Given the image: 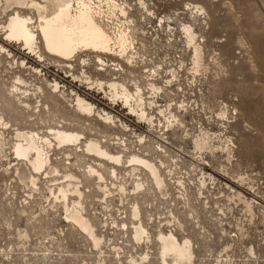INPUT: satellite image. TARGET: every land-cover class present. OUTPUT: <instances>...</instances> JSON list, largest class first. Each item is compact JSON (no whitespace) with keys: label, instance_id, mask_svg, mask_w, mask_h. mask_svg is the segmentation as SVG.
Listing matches in <instances>:
<instances>
[{"label":"rangeland","instance_id":"obj_1","mask_svg":"<svg viewBox=\"0 0 264 264\" xmlns=\"http://www.w3.org/2000/svg\"><path fill=\"white\" fill-rule=\"evenodd\" d=\"M118 1L124 2L127 18L132 20L133 36L137 27L140 34L137 36L136 46L139 49L138 59L143 64L132 71L125 68L128 67L129 60L116 55L117 53H102L107 66L99 70L101 66L96 64L99 63L96 53L90 51L78 53L66 62L46 53L44 60L38 63L35 62V56L24 54L20 45L14 42H8L11 46L5 45L13 51L15 59H27L28 65L40 68V74L17 67L15 63L11 66L9 62H14L15 59L8 58L6 53L0 54V264H133L132 260L137 262L134 257L138 258L140 264V253L141 264H160L159 243L156 238L161 233L156 234L159 223L162 224L160 228L163 231L172 230L179 240L191 237L193 256L195 255L192 257L193 264H264V0ZM196 5L203 6L204 13L197 10ZM10 12L2 11L0 5V39L4 35L1 25L5 24ZM117 13L120 21H125ZM147 13L151 15L150 21ZM114 22L117 23L116 18ZM185 25L191 26L196 34V43L200 46L202 62L197 71L194 69L193 46L183 29ZM0 42L5 43L2 40ZM86 53H89L88 56ZM117 62L122 64L123 71L113 69L116 65L112 64ZM159 66L162 75L158 77V81L161 85L171 72L176 74L177 81L172 84V90L178 93L176 100L184 99L192 104L185 112L174 109L176 113H173L170 105L165 106V109L169 108L176 116L177 125L182 127L180 117L191 121L189 131L184 125L186 136L177 126L165 131L163 118L156 108L150 113L155 116V124L160 120V127L147 126L137 117L128 116L127 109L115 105L108 90L107 93H99L94 85L83 84L84 72L92 80L127 81L129 84L131 81L128 77L131 76L145 87V71ZM71 74L78 77L76 83L71 82ZM15 75L23 76L27 84L20 87L30 93L38 85L45 89L47 93L43 100L44 108H34L27 113L23 108L15 106L5 91V87L11 86ZM54 79L66 87L62 88L65 92L69 90V85L71 88H80L86 93L85 99L95 105L97 110L102 109L115 115L116 126L104 123L95 115H81L71 106L68 98L63 99L59 92H53L49 87L48 84ZM168 82L171 85V81ZM4 83L5 87L2 85ZM151 83L159 87L153 80L149 84L150 88ZM141 86L136 85L135 91L139 90L143 94ZM178 87L180 91L177 90ZM173 97L161 95L159 105L163 106ZM182 104L179 106L183 108ZM35 105L34 103L32 106ZM223 108L228 111L227 119L218 116ZM38 109L40 110L37 111ZM165 112L164 110L163 113ZM164 117L167 120L166 114ZM7 121L11 124L6 127ZM124 121L128 124L127 128L121 125ZM61 124L65 129L82 133V142L89 139L100 141L104 149L111 154H119L123 162L116 165L107 159H98L85 151L84 143L78 146L53 145L50 156L57 172L48 174L50 169H47L41 174L33 173L37 179L33 185L28 178L29 168L13 153L15 132L32 130L45 134L47 129ZM198 126L199 131L207 129L211 133L231 136L234 141L233 160L228 162L223 152L212 155L209 150L203 152L204 161L198 158L199 152L191 139L199 135ZM190 133L194 135H189ZM138 135L145 138L139 142ZM115 136L122 138L121 142L124 143L114 145ZM193 148L197 163L209 164L211 174L218 179L221 177L225 184L235 183L230 176L222 174V167L234 179L240 176L245 178L243 186L238 187L246 193L243 195L249 200L253 198L251 211L238 201H231L232 194L223 185L214 187L209 184L211 192L209 195L205 194L207 198H199L197 189L192 184L199 177L198 171H192ZM160 149L166 150V153L159 152ZM132 154L147 160L151 158L158 166L162 159L164 165L160 169L167 183L165 198L152 185L154 182L148 170L141 168L135 176L128 173L133 167L128 166L126 161ZM97 161L100 165V162L109 161L104 164L112 169L127 163L124 178H111L110 169L103 171L102 168H97ZM89 166L96 167L106 178L112 191L107 195L109 197L97 187V180L89 173ZM171 168L174 172L169 176ZM65 174H74L80 180L86 216L95 226L97 234L103 238L100 247H96L90 236L68 218L63 204L51 194L65 183ZM137 176L143 182L145 190L138 191L133 196L140 203L147 199L142 207L146 223L148 214L153 216V220L149 221L151 223L147 224L151 232L148 245L144 239L140 241V245L131 239L133 228L130 229L129 221L133 201L130 199L131 195L127 199L119 196L115 188L124 183L127 190H133ZM179 181H184L188 188L187 200L190 205H187L186 199L177 198L182 192ZM180 222L183 224L182 228L178 226ZM122 223H126V228H123ZM113 246V249L123 247L118 250L119 255L112 249ZM251 247L253 254L249 253ZM147 252L151 254L145 262L142 257ZM136 262L135 264L138 263Z\"/></svg>","mask_w":264,"mask_h":264},{"label":"bare ground","instance_id":"obj_2","mask_svg":"<svg viewBox=\"0 0 264 264\" xmlns=\"http://www.w3.org/2000/svg\"><path fill=\"white\" fill-rule=\"evenodd\" d=\"M123 4L124 2L119 3L118 0H0L2 11H11L7 14L5 24L1 25V28L4 31V35L0 40L5 43L0 42V54L6 53L8 58L13 57L15 59L13 51L5 46L8 44V42H14L15 44L20 45L21 49L24 51V54L35 56V62L38 63L44 60L46 53L47 55L49 54L59 57V59L65 60L66 62L76 57V54L78 53L90 51L96 53L95 57L99 62L96 64L101 66L99 68L100 70L104 69L107 66L106 59L105 57L102 58L101 54L117 53L116 55L122 56L126 58V60H129L127 62L128 67L125 68L129 71H132L135 69V67L143 64V61L138 59L139 49H137L136 46V44L138 43V41L136 42L137 36H140V34L137 27L135 29L136 33L133 36L134 28H132L131 26L132 20L130 21V19L127 18V11ZM142 4L144 8H146L145 1H143ZM195 7L197 10L204 13L203 6L196 5ZM117 12L120 13L121 17L123 16L125 18V21H120V19L118 18L119 16L117 17ZM128 13L132 16L131 18L134 19L133 15L129 11ZM147 16L148 21H150L151 15L148 14ZM114 18H116L117 23L114 22ZM134 23L138 25V22L135 20ZM183 29L187 34L189 42L193 46L195 65L194 69L197 71V68L201 66L202 62V56H200V46L196 43V34L191 26L185 25ZM133 37L135 38V40H133ZM140 40L143 41L142 38ZM9 45L10 44H8V46ZM142 47H144V45H142ZM88 54L89 53H86L85 55L88 56ZM85 60L86 59H83V61ZM13 61L14 62H9L11 66H13V64L15 63L17 64V67H22L26 70L29 69L34 74L41 73L40 68L28 65L27 59H15ZM112 65L117 66L113 67V69L117 72L124 70V68H122V64L119 62ZM172 74L173 73L171 72L168 76H166L161 85V82L158 81V77L162 75L161 66L152 67L151 69L145 71V79L147 80L145 87L144 85L141 86V84H139V81L135 80L134 77L131 78V76L128 77L131 81V84H129L127 81H123V83H125L123 84L115 80H92V78L89 75H86L84 72L82 73V78H84L83 84H87L88 86H90V84L94 85L93 87L96 88L99 93H107L108 90V93H110V96L113 98L115 105L121 106L122 108L128 110L126 113L128 116L137 117L139 121L143 122L147 126L158 125L160 127V120H157L158 122L157 124H155V116H152L150 113V111L152 112L153 108H156L157 113L160 115V117L163 118L164 127L166 128L165 131H169L172 127L177 126L182 130L184 136H186L184 132V125L189 131V125H192L191 121H185V119L180 117V120H182L183 122L181 127L175 123L177 121L176 116L172 114L170 109H165L166 105H170L172 111L175 109L178 112H185L187 108L192 105L184 99L176 100V97H178V93L176 90H172V84L173 81H177V76L176 74ZM72 75L73 74H71V76ZM13 78L14 81L11 83V86L5 87V83L2 85L5 87V91L8 97H10V99L12 98L11 100L14 102L16 107L23 108V110L27 113L29 110H34V108L45 107V103L43 102V100L47 92L45 93V89L41 85L36 86L33 89V92L30 93L27 89H22L20 87L27 84V81L23 78V76L15 75ZM77 78V76L73 75V79L71 80V82L76 83L79 80H77ZM153 80L159 87H155V85L151 83L150 88L149 84ZM168 81H171V85ZM71 82L69 83L71 84ZM60 83L61 82H58L54 79L53 82L49 83L48 85L53 92H59L60 96L63 99L67 100L68 98L71 101V106L75 107L76 110L81 113V115L89 117L95 115L99 117L100 120H103L104 123L113 124V126H116L115 115L102 109L97 110V107L95 105L85 99L84 94L86 93L82 92L80 88H71V85H69V90L65 92V90H62V88L65 89L66 87L61 85ZM135 84L141 86L143 94H141L139 90L135 91ZM178 86L180 87V85ZM179 87L177 88V90L180 91ZM165 94L168 97H174L170 98L166 104L161 106L159 105L158 99H161V95ZM117 99H119V101ZM32 100H34L33 104H36L34 107L32 106ZM179 102L183 103V108L182 106H179ZM145 103H147V106L145 105ZM173 106H175L176 108H173ZM46 108L49 109V106L46 105ZM163 109L167 113H163ZM39 110L40 109H38L37 111ZM133 112L137 113L138 115ZM227 112V109L223 108L218 116L222 119H227ZM173 113L176 112L173 111ZM164 114L168 116L167 120L166 117H164ZM176 115L179 119V115ZM27 116L31 115L27 114ZM128 119L131 123H133L130 118ZM172 122H174V124ZM9 124L11 123H9L8 121L5 122L6 127L9 126ZM121 125L127 128L128 124L126 125L124 121V123H121ZM55 126L56 127L54 128L47 129L45 134L40 131L32 130H16L15 132V141L12 145L13 153L16 155L17 159L23 160L25 162V166L29 168L30 174L28 178L33 185H35L37 181L34 174H41L47 169H50L48 170V174L57 172V168L52 166L53 163L50 156L53 145H58V147L68 145L78 146L84 143L83 146L85 147V151L92 156L94 155L98 159H107L112 163H115L116 165H119V163L121 164L123 162L122 157L119 154L115 155L109 153L106 148L104 149L100 141L96 139H89L82 142V140L84 139V135L82 133L65 129V126L63 124ZM197 128V131H199L200 127L198 126ZM191 134L194 135L193 133H190L189 135ZM144 138L138 135L139 142H141ZM191 139L192 143L194 142L196 151L199 152L198 158L200 157L203 161L204 158L202 155L206 150H209L212 155L215 152H223L226 155V161L230 162L231 160H233L234 141L231 136H225V134L217 132L211 133L207 129H201L199 131V135L195 137L193 136L191 137ZM115 140L116 141H113L114 145H120L121 143H124L121 142V140H123L122 138L116 136ZM215 142L217 144H215ZM164 143L166 142L164 141ZM159 147L161 148L162 145L159 144ZM79 149H81L80 146ZM159 152L166 153V150L164 151V149H160ZM192 154L194 163L192 171H198L199 177H196L194 179L195 182L192 178L191 179L193 181L192 184L195 185V190L197 189L196 194L199 196V198H207L206 195H209V193L211 192L209 184H211L212 186L214 185V187L223 185L229 190V192H231V201L236 200L239 203L243 204L249 211L252 210L251 203L253 202V198L249 200L247 196H245L246 193L244 191L242 192L240 189V187L243 186L245 182V178L243 176L234 179L229 171L225 167L223 168V165L221 164L220 167H222V174L224 176H230L231 181L235 183L229 184L227 182L225 184V182L222 181L221 177H219L218 179L211 174L212 171L208 168L210 166L209 164L197 163L196 155H194V148ZM150 159L147 160L137 154H132L126 161L128 163V166L133 167L132 171L129 170L128 173H130V175L132 176H135L141 168H145L146 170H148L155 184L154 185L152 183V185L155 186V188L159 192H161L159 194L163 195L165 198V196H167V183L164 178V173L160 169V167L164 165V162L162 161V159H160V164L158 166L156 164V161L153 160V163L151 161L152 159ZM109 161L105 162L109 163ZM176 161L174 163V169L177 168ZM105 162H100V165L97 161L95 162V164L97 168H102V170L105 171V169L108 168L106 164H104ZM127 163H124V165L122 167L120 166V168H118L119 166H116L115 169L109 167L108 169H110L109 173L111 178H116L117 180L123 179V176H125L126 173L125 170L128 168L126 166ZM110 166H112V164ZM97 168L89 166V173L95 176L97 180V187L99 188V190H101L106 197H109L107 195L112 193L111 188L108 186L106 178H104L102 172L100 173ZM174 169H169V176L173 174L172 172H174ZM64 178L65 183L59 185L57 190L53 191L51 194L53 195L55 200H59L63 204L68 213V218L72 220V222L76 223L90 236L96 247H100L102 245L103 238L97 234L95 226L92 224L90 218L86 216L82 199L83 193L79 183V178L74 174H65ZM135 180L136 181L133 190H127L124 183L116 187L114 184L111 185L113 186V188H116L119 196L127 199L131 195L130 199L131 201H133L131 203L129 221L130 229L133 228L131 239H133V241H135L139 245L141 243L140 241L144 239V241H146V244L148 245L149 243L147 241L150 242L151 240V232L149 231V226L147 224L151 223L149 221L153 220V216L148 214V223H146V219L144 216L145 214L142 212V207H144V201H147V199L145 198L140 203L137 198L133 196L134 194H136V192L145 190L144 184L140 181L139 176H137ZM178 183L182 187H180L182 192L181 196H179V194L177 198H182L184 200L186 199V201H188V188L186 187L185 182L179 181ZM243 193H245V195H243ZM187 205H190L189 201ZM142 217L144 219V222ZM122 225L123 228H126V223H122ZM160 226H162L161 223L156 226L158 227V231L156 234L161 232L156 237L159 243L158 254L160 264H193L192 257H195V255L193 256L194 247L192 248L193 245L191 237H181L183 239L179 240L174 232H172V230L166 232L163 231ZM178 226L182 228L183 224L180 222ZM203 231L205 230L203 229ZM203 233L206 235L209 234L208 232ZM113 248L114 246L112 247V249ZM122 248L123 247H116V249L113 250H116L119 255L118 250ZM249 253H254L252 247L249 248ZM150 254L149 252L145 253L142 257V260H147ZM134 258L138 262V258ZM135 262L136 261L132 260L133 264H135ZM141 263L140 253V264ZM137 264H139V262Z\"/></svg>","mask_w":264,"mask_h":264}]
</instances>
